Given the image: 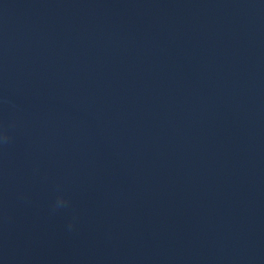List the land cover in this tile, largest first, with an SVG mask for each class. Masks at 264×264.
<instances>
[{"label": "water", "instance_id": "water-1", "mask_svg": "<svg viewBox=\"0 0 264 264\" xmlns=\"http://www.w3.org/2000/svg\"><path fill=\"white\" fill-rule=\"evenodd\" d=\"M0 131V264H264V0H0Z\"/></svg>", "mask_w": 264, "mask_h": 264}, {"label": "clouds", "instance_id": "clouds-1", "mask_svg": "<svg viewBox=\"0 0 264 264\" xmlns=\"http://www.w3.org/2000/svg\"><path fill=\"white\" fill-rule=\"evenodd\" d=\"M9 140V137L7 135L6 131H0V142L7 143ZM67 201L63 198V196H59L56 200V203L54 205L55 208L66 206ZM69 228H71V225H69Z\"/></svg>", "mask_w": 264, "mask_h": 264}]
</instances>
